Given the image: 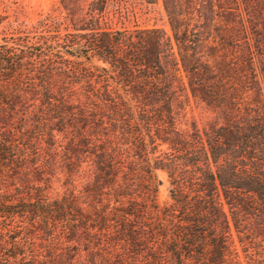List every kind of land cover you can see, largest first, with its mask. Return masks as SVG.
<instances>
[{
    "label": "trees",
    "instance_id": "16d2710c",
    "mask_svg": "<svg viewBox=\"0 0 264 264\" xmlns=\"http://www.w3.org/2000/svg\"><path fill=\"white\" fill-rule=\"evenodd\" d=\"M144 5L168 32L123 26ZM34 27L0 39V264H264V0H56Z\"/></svg>",
    "mask_w": 264,
    "mask_h": 264
},
{
    "label": "rangeland",
    "instance_id": "374dc122",
    "mask_svg": "<svg viewBox=\"0 0 264 264\" xmlns=\"http://www.w3.org/2000/svg\"><path fill=\"white\" fill-rule=\"evenodd\" d=\"M56 0H0V16L3 22L0 25V39L8 44H16L17 37H32L33 32L41 31V28L34 30L37 22L55 4ZM121 24H117L120 26ZM157 26L168 32V27L160 5H144L142 16L137 20L125 21L123 26L132 27ZM195 119L200 122L201 116L197 111L193 113ZM162 185L158 190V201L164 202L168 197V186L166 176L162 172H157Z\"/></svg>",
    "mask_w": 264,
    "mask_h": 264
}]
</instances>
